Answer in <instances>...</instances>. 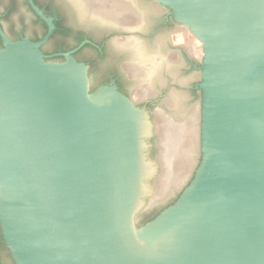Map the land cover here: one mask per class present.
Masks as SVG:
<instances>
[{"label":"water","instance_id":"1","mask_svg":"<svg viewBox=\"0 0 264 264\" xmlns=\"http://www.w3.org/2000/svg\"><path fill=\"white\" fill-rule=\"evenodd\" d=\"M15 1L6 30L38 32ZM76 1L139 24L119 3ZM153 1L193 38L201 98L173 95L152 121L114 85L91 91L70 55L50 61L40 45L54 26L31 0L43 40L0 26V234L13 264H264V0ZM127 46L140 88L160 61Z\"/></svg>","mask_w":264,"mask_h":264},{"label":"flooded vegetation","instance_id":"2","mask_svg":"<svg viewBox=\"0 0 264 264\" xmlns=\"http://www.w3.org/2000/svg\"><path fill=\"white\" fill-rule=\"evenodd\" d=\"M104 1L119 3L121 9L126 6L137 16L139 24L128 28L92 17L89 11H82V4L76 0H31L54 26L40 45L42 53L53 62H64L66 55H70L83 63L88 69L91 91L100 86L114 85L136 107L144 109L151 121L155 113L170 112L168 100L173 95L185 96L188 105L200 100L201 90L197 87L200 79L194 80V77L200 75L201 62L190 45L193 38L188 30L173 20L170 11L153 0ZM21 4L32 19V26L38 27V32L28 34L23 22L21 28L12 34L6 30L4 22L19 13L15 0H0L1 28L11 40H43L49 30L47 24L33 10L29 0H21ZM86 13L89 18L84 20L81 16ZM132 41L139 45L145 56L160 61L154 72H150V79L146 84L141 83L140 88L136 87L140 80L129 71V65L136 57V51L127 46ZM156 138L154 133L146 140L149 146L147 157L155 161L160 157ZM0 264H13L1 234Z\"/></svg>","mask_w":264,"mask_h":264},{"label":"trees","instance_id":"3","mask_svg":"<svg viewBox=\"0 0 264 264\" xmlns=\"http://www.w3.org/2000/svg\"><path fill=\"white\" fill-rule=\"evenodd\" d=\"M178 197H179V195L173 200V202L170 204V205H172L177 199H178ZM169 205V206H170ZM168 207V206H167ZM165 209V208H164ZM163 209H161V210H157V211H155V212H152L150 215H148V216H146L140 223H139V226H142V225H144L145 223H147V222H149V221H151V220H153L161 211H162Z\"/></svg>","mask_w":264,"mask_h":264}]
</instances>
